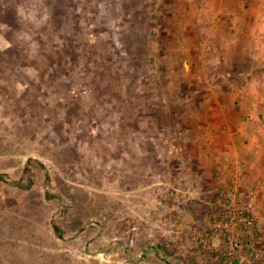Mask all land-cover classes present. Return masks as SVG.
I'll list each match as a JSON object with an SVG mask.
<instances>
[{"label": "rangeland", "instance_id": "1", "mask_svg": "<svg viewBox=\"0 0 264 264\" xmlns=\"http://www.w3.org/2000/svg\"><path fill=\"white\" fill-rule=\"evenodd\" d=\"M233 194L264 232V0H0V264H217Z\"/></svg>", "mask_w": 264, "mask_h": 264}, {"label": "built area", "instance_id": "2", "mask_svg": "<svg viewBox=\"0 0 264 264\" xmlns=\"http://www.w3.org/2000/svg\"><path fill=\"white\" fill-rule=\"evenodd\" d=\"M218 208L220 221L213 226L225 233L223 246L213 243L211 233L205 229L199 240L200 253H219L221 259L214 261L217 264H264V232L259 229L255 213L241 206L235 194L232 199H223ZM239 232L244 233L243 236H239ZM192 245L190 249L198 247L195 242Z\"/></svg>", "mask_w": 264, "mask_h": 264}]
</instances>
